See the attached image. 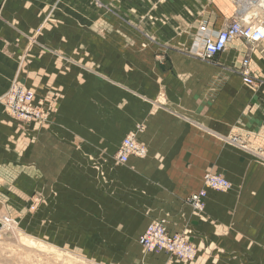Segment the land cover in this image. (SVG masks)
<instances>
[{
    "label": "crops",
    "instance_id": "crops-1",
    "mask_svg": "<svg viewBox=\"0 0 264 264\" xmlns=\"http://www.w3.org/2000/svg\"><path fill=\"white\" fill-rule=\"evenodd\" d=\"M113 1L0 0V96L8 90L13 80L32 88L36 97L43 101L49 111H53L50 119L57 122L53 129L58 133L55 149H50L49 129L26 131L5 114L0 103V192L4 194L0 193V201H10V208H16V200L28 198H17L16 195L20 196L24 191L27 195L38 187L53 184L48 171L50 168L57 170L51 174L57 186L64 181L60 172L65 168L62 163L64 123L79 120L77 105H90L88 132L82 135L90 145L99 146L107 152H112L115 145L116 151L120 140L130 130L134 131L135 125L130 128L128 117L130 99L123 95L120 101V127L110 131L111 119L108 120L106 114L109 116L111 112L107 106L112 107L111 86L114 82H100L110 90L97 91L96 82L82 81V69L85 74L96 71L82 68L77 62L81 42L87 53L96 50L101 54L113 55V47H120L123 53L126 51L124 48L129 49L130 40L139 41L142 38L139 32H128L130 23H136L133 19L129 20V0H115V6ZM200 1V20L213 29V36L234 13L238 12L241 19L254 7L260 10L264 8L262 0H257L255 4L254 0ZM175 2L180 5L172 10V16L178 15L179 20L184 19L186 23L193 22L189 19L196 18V14L191 16L195 0ZM101 7L107 10L104 16L100 15ZM114 8L119 10V17L114 15ZM195 20L193 23L197 22ZM97 23L111 26L110 30L92 31L91 26ZM49 24L55 26L51 30H44L43 27ZM65 25L73 28L70 30ZM114 26L119 28V32H113ZM80 27L88 32H80ZM38 29L41 31L37 32ZM164 35L158 33V39H163ZM258 45L256 48L259 49L250 55L249 70L253 77L264 74V56L260 51L263 44L260 42ZM243 46L245 48L241 50ZM246 50L242 40L235 38L212 61L192 59L182 51L172 50L173 54L168 55L171 58L169 64L152 65V72L156 74L154 80L137 84L138 91L135 92L139 97L132 103L137 113V125L143 127L136 137L145 145L147 155L139 160L130 157L126 165L120 166L104 161V167L110 170L106 174L114 182L105 185L103 191L96 187L95 192L91 190L88 194L90 198L93 193L107 197L104 200L108 199L116 206L105 204L104 215L91 214L89 222L113 228L90 231L113 232L119 239L123 238L124 232L129 233V230H125L129 223L120 216L128 211L129 190L131 184H135L136 199L131 198V201L143 217L142 222L137 224L140 228L136 239L152 220L167 218L166 228L169 231L189 230V239L197 247L198 254L203 256L208 249H226L236 255L229 257L219 254L220 257L209 258L215 261L206 260L208 264H264V171L256 162L245 160L242 163L243 154L217 140L214 142V138L209 136V131L225 136L236 126L253 131L257 141L258 135L264 136V102H259L254 95H242L246 91L242 92L240 86L241 82H245L238 70ZM188 57L191 59H186ZM115 86L128 90L122 84L118 86L115 83ZM84 90H87V95ZM82 91L84 97L81 96ZM159 99L169 106L165 109L158 102ZM98 105L105 107L98 108ZM181 112L195 120L189 118L190 121H187ZM21 134L25 138L20 140L18 135ZM261 144H264V140ZM54 153L57 164L51 167L50 155ZM79 166L86 168L81 163ZM246 167L250 175L244 176ZM210 168L223 170L222 176L225 178V175H229L233 190L223 194L208 193L205 213L197 216L184 200L198 189L202 173ZM227 168L238 171L230 176L229 171L225 170ZM85 176L91 181L97 179L93 170L88 169ZM195 185L197 187L193 189ZM238 185L242 186L239 193ZM245 188L247 191H244ZM82 198L84 194L79 192L73 200L81 201ZM95 199L101 198L98 196ZM110 209L115 211L108 212ZM101 217L106 219L101 221ZM224 231L229 235H224ZM135 232L136 229H133V234Z\"/></svg>",
    "mask_w": 264,
    "mask_h": 264
},
{
    "label": "rangeland",
    "instance_id": "rangeland-1",
    "mask_svg": "<svg viewBox=\"0 0 264 264\" xmlns=\"http://www.w3.org/2000/svg\"><path fill=\"white\" fill-rule=\"evenodd\" d=\"M175 1L176 0H129V8L127 10L130 17L129 20L133 19L136 23H130L128 32H130V34L139 32L143 36L139 41L130 40L128 43L129 49L127 50L124 48L127 52L124 51L122 53L120 47H113V55L101 54L96 50L92 53H87L84 50L83 42H81V54L77 62L82 68L86 67V69L96 71L94 74L86 72V75L83 73L84 69H82V81L96 82L97 91L102 90L103 92L105 90L108 92L110 88L104 87L103 84H99L100 82H114L113 86L110 85L112 88V107L110 105L107 106L111 112L109 116L106 114L108 120L111 119V132L120 127V119L122 116V103L120 101L122 95L128 96L130 99L128 113L130 128L135 125L134 131L130 130L127 134H138L140 133L139 131L143 129L141 125H137L135 120L137 119V113L134 111L135 106L132 105V103H134V100H138L139 97L137 92H135L138 91L137 84L145 81L151 83L154 80L156 74L152 72V65H161V63L162 65L169 64L171 58H169L168 55L173 54L172 50L182 51L192 59L201 60V58L198 57L197 51L195 52L193 50V47L196 45L195 34L198 32L200 24H204L202 23L204 21L200 20L202 12L199 11L201 1L195 0L194 10L192 9L191 11V16L196 14V20L193 18L189 19L193 22L194 20L197 21L196 23L190 21L186 23V21H183L184 19L180 21L178 15L172 16V14H174L171 13L172 10L178 9L180 5H176L178 3ZM102 3L105 4L104 1H102ZM113 3L114 6L117 5L115 0ZM101 11V16L106 15V9H102L101 7ZM112 11L115 16L119 17L120 14L117 13V11L119 12L118 9L114 8ZM232 17L239 18V14L237 16L234 14L231 15L228 21L231 20ZM243 19L245 21L261 22L264 26V11L254 7V9L252 8L250 12L241 18V20ZM54 26L55 25L49 24L43 27V29L48 31ZM65 26H68L70 30L73 28L71 25ZM91 27H93L92 31L101 32L110 30L111 26L97 23V25ZM208 28L213 31L211 27L208 26ZM76 29L77 27H75V31H77ZM40 31V29L37 30V32ZM64 31H67V29L64 28ZM80 32L84 33L88 31L80 27ZM113 32H119V28L117 29V27L114 26ZM158 33L166 35L163 36V39H158ZM196 42L198 43V41ZM261 43L263 44V48L260 49V51L264 56V40ZM244 48L243 46L241 50H244ZM254 49L258 50L259 48L255 47ZM246 52L243 59H248L247 69L250 76H252L249 70V62L250 55L255 52V50L250 54H246ZM190 57L186 59L190 60ZM241 58L242 55L239 57V64ZM252 79L253 83L251 85H246L241 82L240 86L242 92H244V90L246 91V93L242 95H254L259 102H264V88H262V86H264V74L255 77L252 76ZM115 83H117L118 86L120 84L125 85L128 90H121L115 86ZM13 87H20L31 93L32 100H30V105L34 108L38 107L37 109L43 113L41 118L24 119L8 115L1 99L9 94ZM84 93L87 95V90H84ZM81 96L84 97L83 91ZM107 101L111 100L107 99ZM42 102L40 98L36 97L32 88L18 83L16 80H13L8 90L0 96V103L3 106L5 114L12 120H15L17 126L25 128L26 131L29 129V131L33 130L34 132L35 128L49 129V147L50 149H55V139L58 133L53 129V125L55 126L57 122L50 119V114L53 111H49V108ZM158 102H160L164 108L169 106L161 99H159ZM97 107L104 108L105 105H98ZM53 108L56 110V107ZM89 108L90 105L88 104L77 105L76 112H79V120L77 119L74 122L70 121L64 123L65 132L63 133H65V142L64 159L62 163L65 165V168L64 170H60V172L63 173L62 176L64 179V181L62 180V184L57 186L55 178H51V174H54L55 171L57 172L56 168L52 167L57 164L56 153H54L52 156L50 155L49 160V166L53 169L50 168L48 170L50 180L52 179L54 181L53 184H49L47 187H38L27 195L25 191L20 196L16 195L17 198H24V196L28 197L25 200L23 199V201L16 200V208L14 206L10 208V201H0V264H208L206 260L209 258H216L219 254L229 257L236 256L233 251L226 249H208L203 256L198 254L199 251L197 247L189 239L190 232L188 229L169 231L166 228L168 232L180 234L185 237L186 242L195 250L194 258L184 260L183 258L178 259L165 251H146L138 245L139 241H137V239L139 237H137V239L135 237L140 228V225L137 224H140L143 219L141 211L136 208L131 201L132 199H136L137 191L135 189H137V187L135 184H131L129 190L130 199L128 201V211L125 212L124 216H120L123 217L124 222L126 221L129 223V228L127 227L125 229L129 230V233L124 232L125 235H123V238L119 239L115 237L113 232L90 231V229L113 228V226H106L104 224L92 225L94 223L89 222L91 220V214H93V216L99 214L101 216L104 215V210H106L105 204L116 206L114 203L108 201V199L105 201L104 198L107 197H102L99 194L95 195L93 193V196L91 195L92 198H90L88 194L91 190L95 192L96 187H99V191H103L105 185L108 186L114 182V179L108 177L106 174V172L110 170L104 167V161H110L120 166L126 165L128 160L123 164L118 163L116 160L118 148L114 151L115 145L112 147V152H107L103 148H99V146L94 144L90 145L86 137L82 136L83 134L87 135L88 132ZM181 113L187 121H190L191 118L195 120L194 117L183 112ZM29 126H33L34 128ZM254 134L253 131L243 126H236V128L229 130L225 136H218L209 131V136L214 138V142L217 140L226 147L238 150L243 154L242 163L245 160L256 162L262 167V171H264V144H261L264 140V136H259L257 134V141ZM24 138V134L18 135V139L21 140ZM122 140H120L118 145H120ZM144 155L143 158L131 157L137 158L136 160L144 159L147 155V149ZM79 163H81L82 166H86V168H81ZM58 164H60V162ZM247 168L248 167L245 169L247 170ZM88 169L93 170L94 174L96 173V181H91L85 176ZM207 170L208 172L204 170L205 173L203 172L201 175L198 189L186 196L184 200L185 204L188 205L197 216L204 215L205 213V200L208 193L223 194L233 190L229 175H225L229 180L222 176L224 175L223 170L218 171L211 168L206 169V171ZM225 170L229 171L228 168ZM230 170L231 171L228 172L230 176L238 171V169ZM249 172V169L245 171L244 176L250 175ZM207 173L219 175L227 179L230 182V187L226 190L217 189L213 186L206 187V185H204V179ZM196 187L197 185H195L193 189ZM241 188L242 186L238 185L237 193L242 191ZM202 190L205 192V196L202 199L203 209L198 210V208H195L191 204V197ZM244 191H247V189L245 188ZM79 192L84 194V198H82L81 201H74V195H78ZM0 193L3 194L2 192ZM98 196L101 198L100 200L95 199ZM110 211L114 212L115 209H110L108 212ZM105 219L106 218L101 217L100 220L104 221ZM92 220L95 221L96 219ZM100 220L99 222H101ZM144 220L147 222L146 217ZM156 220H164L165 226H167V218H158L152 220V222ZM149 224H147L146 227ZM133 229H136L134 234ZM224 235H229V233L224 231ZM209 260L215 261L213 259Z\"/></svg>",
    "mask_w": 264,
    "mask_h": 264
},
{
    "label": "built area",
    "instance_id": "built-area-1",
    "mask_svg": "<svg viewBox=\"0 0 264 264\" xmlns=\"http://www.w3.org/2000/svg\"><path fill=\"white\" fill-rule=\"evenodd\" d=\"M235 20L226 28L220 30L215 38H212L209 31L204 25L198 28V38L203 44L202 57L209 59L215 56L216 53L225 48L226 43L235 36H240L244 39L247 45L252 49L255 44L263 39V33L258 28H251L250 26L241 27L239 24L234 23ZM247 59L242 62L241 75L244 82L252 84L253 80L245 69ZM32 100L31 93L21 89L20 87H13L9 94L4 96L1 101L5 111L8 115L13 117H21L24 119H37L43 116L37 108L30 105ZM141 154L142 150L135 143L133 136H127L123 139L120 149L117 152V157L120 161H125L129 154ZM144 153V152H143ZM205 177V183L208 186H213L217 189H222L225 186V181L219 175H210L208 179ZM224 184V186L222 185ZM228 188V187H227ZM205 192L199 191L191 197V204L198 208L203 209V197ZM177 235L169 236L163 229L161 220L153 222L146 231L140 236V244L152 251H165L178 259L190 257L191 248L189 243Z\"/></svg>",
    "mask_w": 264,
    "mask_h": 264
},
{
    "label": "bare ground",
    "instance_id": "bare-ground-1",
    "mask_svg": "<svg viewBox=\"0 0 264 264\" xmlns=\"http://www.w3.org/2000/svg\"><path fill=\"white\" fill-rule=\"evenodd\" d=\"M263 2V5H264V0H262ZM257 2V0H254L253 1V4H255ZM263 10H264V8H263ZM238 12H236V13H234V15L235 16H237L238 14H237ZM235 20V22L234 23H237V24H239L241 27H245V26H250L251 28H258L262 33H263V36H264V26L261 24V22H253V21H245V20H241L240 18H238V17H232L231 18V20H229V21H227L225 24H223V26L221 27V28H219L218 29V31H217V33L220 31V30H222V29H224V28H226L229 24H231L233 21ZM200 25H204L206 28H207V30L209 31V34L211 35V37L212 38H215V36L217 35H215V36H213V31L210 29V28H208V25L206 24V23H204V24H200ZM199 28V27H198ZM199 31V30H198ZM235 38H239V39H241L242 40V42L246 45V48H247V52H246V54H250L251 52H253L255 49V47L260 43V42H262L263 40H264V37H263V39L260 41V42H258L257 44H255L254 46H253V48L251 49L248 45H247V43L245 42V40L244 39H242V38H240V36H235V37H232L227 43H226V45H225V48L222 50V51H220V52H218V53H216L215 54V56H213L212 58H209V59H206V58H203L202 57V55H201V53H202V50H203V44H202V42L199 40V38H198V32L195 34V40L196 41H198V43L195 41V43H196V45L193 47V50L196 52L197 51V53H198V57H200L201 58V60H203V61H208V60H213L219 53H221V52H223L225 49H226V47L228 46V44L233 40V39H235ZM245 59H247V58H245ZM244 60V59H243ZM247 66H248V59H247V64H246V67H245V69L247 70V72H248V69H247ZM241 69H242V65H241V68L238 70V73L240 74V76H241V78H242V75H241ZM249 74V73H248ZM249 76H250V74H249ZM251 78H252V76H250ZM243 80V79H242ZM253 80V79H252ZM246 83V82H245ZM142 130V129H141ZM127 136H133L134 138H135V143L137 144V146L142 150V153L141 154H138V153H135V154H129L128 156H127V159L125 160V161H120L119 160V157H117V154H116V160H117V162L118 163H121V164H123V163H125L128 159H129V157H131V156H134V157H139V158H143L145 155V153H146V147L143 145V144H141L137 139H136V134L135 133H130V134H127L124 138H126ZM123 141V140H122ZM121 141V142H122ZM120 145H121V143H120ZM120 145H119V147H118V149H117V152H118V150L120 149ZM144 152V153H143ZM205 175H207V177L209 178L210 177V175H212V174H209V173H207V174H205ZM208 178H206V179H208ZM221 178H223V177H221ZM205 180V179H204ZM223 180L226 182L225 183V186H224V184H222L223 186H224V188H222V190H226V189H228L227 187H230V182L227 180V179H225V178H223ZM204 185H206V187H208V184L207 183H205ZM156 221H158V220H156ZM155 222V221H154ZM161 222H162V225H163V229H164V232L166 233V234H169V236H174V235H177V236H180L183 240H185V237L184 236H182V235H180V234H176V233H171V232H168V230L166 229V226H165V222H164V220H161ZM153 224V222L152 223H150L144 230H143V232L142 233H144L145 231H146V229L150 226V225H152ZM141 233V234H142ZM141 234H140V236H141ZM140 236H139V238H140ZM139 238H138V241H139ZM182 240V241H183ZM186 241V240H185ZM139 244H140V242H139ZM140 246L142 247V248H144L141 244H140ZM190 246V248H191V252H190V257H185V258H183L184 260H189V259H192V258H194L195 257V250L191 247V245H189ZM146 251H152V250H148V249H146V248H144Z\"/></svg>",
    "mask_w": 264,
    "mask_h": 264
}]
</instances>
